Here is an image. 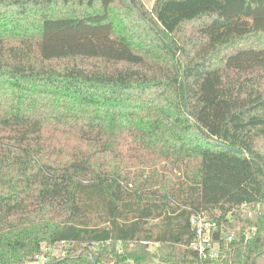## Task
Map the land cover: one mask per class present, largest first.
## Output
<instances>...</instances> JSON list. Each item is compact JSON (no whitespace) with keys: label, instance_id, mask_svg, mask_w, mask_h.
<instances>
[{"label":"trees","instance_id":"16d2710c","mask_svg":"<svg viewBox=\"0 0 264 264\" xmlns=\"http://www.w3.org/2000/svg\"><path fill=\"white\" fill-rule=\"evenodd\" d=\"M200 211L264 264V0H0V264H207Z\"/></svg>","mask_w":264,"mask_h":264},{"label":"built area","instance_id":"2783aa9c","mask_svg":"<svg viewBox=\"0 0 264 264\" xmlns=\"http://www.w3.org/2000/svg\"><path fill=\"white\" fill-rule=\"evenodd\" d=\"M191 224L194 227L195 236L190 247L196 250L202 259L207 261V264H225L223 262L224 252L221 250L223 236L217 237V222L209 217L207 211H200L192 215ZM227 239L233 240L234 234H228ZM67 244L63 241L60 245L62 249L58 255L61 257L66 256L67 250L63 246H67ZM51 248L56 247H47L44 252L37 253L35 259L29 264H45L51 261L53 257H57V255L50 253Z\"/></svg>","mask_w":264,"mask_h":264},{"label":"rangeland","instance_id":"374dc122","mask_svg":"<svg viewBox=\"0 0 264 264\" xmlns=\"http://www.w3.org/2000/svg\"><path fill=\"white\" fill-rule=\"evenodd\" d=\"M143 3H144V5L147 7V8H149V9H151L152 8V6H153V4H154V2H155V0H141ZM116 9H121L122 11H125V10H123L121 7H120V4L119 3H117V6H116V8H115V10ZM156 247L154 246V245H152L151 246V249H155ZM61 249H62V247L61 246H57V248H51V251H50V253L51 254H55V255H58L59 254V252H61ZM25 264H29V262H26ZM126 264H136L134 261H129L128 263H126ZM150 264H158V261L157 260H153V262H151Z\"/></svg>","mask_w":264,"mask_h":264},{"label":"water","instance_id":"95a60500","mask_svg":"<svg viewBox=\"0 0 264 264\" xmlns=\"http://www.w3.org/2000/svg\"><path fill=\"white\" fill-rule=\"evenodd\" d=\"M230 148H232L233 150H235V151H239V152H241V153H244L245 151L244 150H242V149H239V148H236V147H230ZM60 261H57L56 263H59ZM93 262H94V264H97V261H96V259L93 257ZM53 264H55V263H53Z\"/></svg>","mask_w":264,"mask_h":264}]
</instances>
